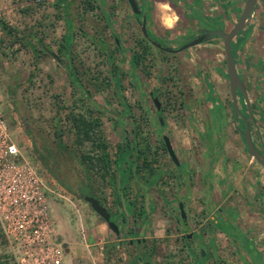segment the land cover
<instances>
[{"label":"rangeland","instance_id":"374dc122","mask_svg":"<svg viewBox=\"0 0 264 264\" xmlns=\"http://www.w3.org/2000/svg\"><path fill=\"white\" fill-rule=\"evenodd\" d=\"M119 5L117 10L123 14ZM94 6L86 0H0V108L7 117L12 138L28 150L47 179L60 242L64 249H69L63 264H132L137 254L136 239H145L148 248L152 244L153 260L157 264H194L195 258L188 254L187 245L196 254L200 249L209 254L205 264L215 261L216 264H253L248 255L251 253L252 257V247L236 229L230 231L239 241L208 227V221L216 216L218 209L225 219L231 212L235 214L234 226L251 237L264 258V170L243 154L241 143L235 145L237 150L232 148L236 137L231 129L228 96L222 87L223 79L208 65L209 62L224 64L222 44L211 40L181 53L166 52L157 57L156 48L151 50L152 47L138 43L142 32L137 20L123 27L122 33H114ZM255 11L258 16L264 9L258 7ZM197 17L201 29L225 28L223 21L210 15L199 13ZM195 27L188 26L192 30ZM262 27L264 18H259L251 37L249 32L243 33L239 43L248 42L238 54L239 69L258 113H264ZM192 30L178 35L174 43L182 45L193 39L196 30ZM148 31L152 36L149 28ZM68 32L72 40L66 48L71 39ZM162 33L157 36L167 38ZM115 39H119L125 50L116 48ZM41 46L55 53L61 64L46 51L42 52ZM143 48H149V52L132 68L129 55L143 54ZM67 64L97 106H89L85 96L73 87ZM201 72L209 75L226 107L227 133L219 155L215 152L220 153V149L213 150L212 141L199 143L197 135V128L205 130L204 124L213 126L207 85L200 78ZM115 77L120 81L118 93L113 85ZM118 95H123L130 107V113L125 112V126L116 120L122 112ZM153 98L160 102L159 113ZM89 112L93 118H99V129L110 153L116 151L126 134L124 131L134 127L140 145L144 146L146 141L151 159H156L152 165L159 173L158 182L147 185L143 178L131 181L127 193L136 214L126 225L120 223V213L126 216V207L120 200L115 204V188L102 179L100 166H91L86 173L88 167L82 157L95 156L99 150L90 141L78 142L73 116L89 117ZM160 115L165 121L162 126L157 124ZM258 118L259 142L264 146V118ZM216 128L219 132L220 119ZM56 132L62 135L61 143ZM163 135L170 138L181 165H175L168 156ZM211 152L215 154L213 160L209 157ZM41 157L46 166L41 163ZM185 171L189 174L185 175ZM140 175L148 176L145 169ZM86 185L91 186L114 222L125 226L127 234L118 237L93 211L84 200L89 195ZM189 186L192 189L188 193ZM183 196L190 220L186 230H179L175 216ZM150 204L153 209L149 208ZM141 206L148 213L147 222H142L139 216ZM184 234L196 237L187 242L181 238ZM0 264H14L1 233Z\"/></svg>","mask_w":264,"mask_h":264},{"label":"built area","instance_id":"2783aa9c","mask_svg":"<svg viewBox=\"0 0 264 264\" xmlns=\"http://www.w3.org/2000/svg\"><path fill=\"white\" fill-rule=\"evenodd\" d=\"M0 108V233L14 264H63L47 179Z\"/></svg>","mask_w":264,"mask_h":264},{"label":"trees","instance_id":"16d2710c","mask_svg":"<svg viewBox=\"0 0 264 264\" xmlns=\"http://www.w3.org/2000/svg\"><path fill=\"white\" fill-rule=\"evenodd\" d=\"M6 33H10V30L7 31ZM67 36L68 37L70 36L71 39L68 46L65 44L66 48H68L71 44L72 34L69 33V35ZM142 36H143L142 39L144 41L145 37L143 34ZM138 43L141 45V40H139ZM238 44L239 41L237 42V45ZM115 45L117 49L120 48V46L117 45L116 41H115ZM40 48L42 52L45 51V47L41 46ZM148 50L149 48L146 49L143 48L142 49L143 54L130 55L129 63L132 68H135L137 64H139L140 58L144 55L145 52H149ZM233 56L234 57L236 56V47L233 50ZM65 66H67L66 68L69 69V77L73 87L79 90L83 94V97L85 96V98L89 101V106H97L95 102L92 101L91 98L88 96V93H85L87 90H85V87L79 81L78 77H76L75 74L71 71L70 65L67 64ZM113 85L118 93L120 89V81L117 78L113 80ZM118 96H119L120 105L122 107V112L117 115L116 120L117 122L125 126V120H124L125 112L130 113V107L125 102L123 95H118ZM89 114H90L89 117L82 114L73 116V122H74L73 124L75 127V133L78 142L83 143L85 141H90L92 146L95 149L99 150V152L95 156L94 155L91 156L90 154H88L82 157L83 163L86 164L88 167L86 168V173L88 172L87 169H89L91 166L93 168H96L95 167L96 164H97V168L98 166H100L99 170L102 179L107 180V182L112 184L115 188V204L118 200H120L122 206L124 208L126 207L125 208L126 216L120 213V216L125 220L128 217H132L136 214V212L133 211L134 208H132V206L130 207V205H132L134 202L129 198L127 193L128 192L127 190L130 189L132 179L138 181L139 179L143 178L144 181H146L144 183L147 185L155 184L156 182H158V178L160 177L159 173L157 171V168L152 165V162H156V159L155 158L151 159L149 153L150 145L146 141H144L145 144L144 146L140 145L141 143L137 138V135L135 133L136 130L134 127L131 130L124 131L126 134H123V136L121 137V142L116 146V151L114 153H110V151L108 150L109 145L105 141L104 136L99 129V125H100L99 118L98 117L93 118L91 116L92 115L91 112H89ZM157 124L158 125L160 124L159 120H157ZM57 136L59 137V143H61L60 141L62 135L58 133ZM38 160L39 158L37 159V161ZM41 163L44 166H46V161H44L42 157H41ZM144 169L146 171V174H148V176L140 175V172ZM86 184L89 183L86 182ZM86 188L89 189L88 193L90 196L97 198L95 193L92 191L90 185H86ZM142 196H144V194ZM138 213L139 216L147 217V215H144V213L146 212L143 209L139 210ZM231 215H232L231 217L233 218L236 217L235 214L232 212ZM210 223L213 224L215 229L226 235L228 238L234 241L238 239V237L235 236L232 233V231H230L231 229H236V228L230 222L223 221L222 214H217L215 218L210 220ZM239 234L244 238L245 242L250 243L252 250L255 251V248L253 247V243L249 242L245 238V236L242 235L240 232ZM142 243L143 242L141 243L135 242L137 247V254L133 258L132 264H139L140 262H142L143 264H157L153 260V256H154L153 247L149 249L146 245L143 246ZM207 259H208V255L206 257H202V255L199 253V256L195 258L194 264H205ZM216 259H218L217 256ZM258 259H259L258 264H264L262 260V256L260 254H258ZM215 262L213 264H216Z\"/></svg>","mask_w":264,"mask_h":264},{"label":"flooded vegetation","instance_id":"af4514ba","mask_svg":"<svg viewBox=\"0 0 264 264\" xmlns=\"http://www.w3.org/2000/svg\"><path fill=\"white\" fill-rule=\"evenodd\" d=\"M244 3H245V1H244ZM243 7H244V4L242 6V9H241L239 15L237 17H235L233 19V21H230V24L231 25H229V27H226V25L224 24L225 28L224 27H217L215 29H219L220 28V29H223L225 31H230L233 28V25L239 19V16L241 15V12L243 10ZM258 7L259 8L261 7L262 9H264L262 7V5L259 4V3L257 4L256 9ZM255 12L256 11L253 12L252 17H251V19H250V21L248 23V25L250 24L249 28H247L248 27V25H247L245 27V29L242 32H240L238 34V36L235 37L233 39L232 43H231L232 55H233V50L236 47V56L235 57L233 56L234 57V60H235V67H236V71H237L239 77L241 78V81L243 83V87L245 89V94H246V96H244L243 93H242V91H240V89L237 90V106H238V111L236 113H235V111L233 109V97H232V93H231L230 82L228 81V77H227L226 57H225V54H224V48H223V54H224V57L225 58H224V64L223 65H218L217 63L215 65V63H210V62L208 63V65L210 67L211 66L214 67L213 69L217 73V76H219V78L223 79V82H222V85L223 86L222 87L225 89L224 92H225L226 96H228V104H229V107H230V117H231V120H232L231 129H232L233 135L236 137V142L232 146V148L234 149V151L237 150L238 148L235 147V145H239L241 143V145L243 147V151H244L243 154L244 155H248L253 160H255V158H253L250 155V153H249V151L247 149V144H246V140H245L246 126L249 128V134L248 135H249V138H250L253 146L255 147V149L258 151L259 154H263L264 153V146L262 145V143L259 142V139H260V136H259V133H258L259 132V126L257 125L256 118L259 117L258 119L262 120L264 118V113L263 112L258 113V111H256V109L254 108L253 104L251 103V100H250V97H249L250 90L248 89V86H247V84H246V82L244 80V77H243V74H242L241 70L239 69L238 54L241 51V48H243V46L248 41L246 43H244V44L243 43L242 44L239 43L238 45H237V42L239 41L240 38H242V36H244V34H245L244 32H249L250 33V37H251V35H252V29H253L254 25L256 24L257 20L259 18H264V12L263 13H260L258 16H256V13ZM139 20H141V19L139 18L137 21L139 22ZM195 26L196 27L193 30L192 29H189L188 27H186V28H178V29L172 30L171 32H169V30H167V31H165V32L162 33L163 35L167 36V38H170V39H167L166 37L165 38L164 37H159V36H157V33H155V32H152L153 34L151 36L150 33H149V31H148V28H147V31H148L149 36H151L152 38H155L156 40L160 41L163 45L170 46L171 48L176 49V48H179L180 46L183 45V44L182 45H176V43H174L175 40H176V37H178V35H182V34L184 35V34L188 33V30H192V31L196 30V34L194 35L193 39H195L196 37H198L200 35L199 31L201 30V28H199L197 24ZM150 27H149V30L151 31ZM262 29H264V27H262ZM212 30H214V29H212ZM142 38H143V36L140 39L141 40V45H144L145 44L146 47H149L150 46V47H152L151 50H155V48H156L157 50H155V53H156L155 55H157V57H158V55L160 56V54H165L166 53V51H163V50L155 47L154 45H152L146 38L144 39V41H143ZM193 39H191V40H193ZM191 40H188L187 42H189ZM211 40H219V42L222 44V47H223L222 40L221 39H218V38H211V39H209V40H207V41H205V42H203L201 44H206L207 42H209ZM170 42H172V43L170 44ZM187 42H185V43H187ZM201 44H198V45H201ZM117 45L120 46L119 50H121V51L122 50H125L121 46V43H120L119 39H118ZM198 45H196V46H198ZM189 49H187V50H189ZM187 50H185V51H187ZM182 52H184V51H182ZM167 53H171V52H167ZM179 53H181V52H179ZM172 54H177V53H172ZM129 60H130V58H129ZM200 78H202V80L207 85V93H206V96H207V100H208V103H209L208 110H209L210 115L212 116L211 120H213V124H212V121H211V124L213 126L212 127L211 126H206V124H204L205 125V130L203 129L201 131L200 128H197V135H198L199 143L201 142V143L205 144L204 143L205 141L206 142H211L212 141L214 143V146L212 145L211 147L213 148V150L220 149L219 150L220 153H216L215 152V154L219 155V154L222 153V150L221 149L223 148L222 147L223 146V141H225L223 138H225V134L227 133L226 125H225V122L227 120L226 107H225V104L221 101L220 97L218 96V93H217L218 91H215L216 89L214 88L213 82L209 78V75H205V72L204 73L201 72L200 73ZM261 98L264 100V93L261 95ZM211 99L213 101H211ZM155 109H156V107H155ZM160 111H157V113L160 112ZM249 111H251V117L249 116ZM160 116H162V115H160ZM219 119H220V122H221V129L218 132L217 131V128H216V125H217V122H219ZM158 120H159V116H158ZM163 124L160 123L159 125L162 126ZM235 124L237 126V129L235 128ZM162 143H163V141H162ZM163 146H164V143H163ZM164 148H165V146H164ZM208 151L209 150H207L204 153V156H205V154ZM215 154L212 153V152L209 154L210 155L209 156L210 157V160H213L214 159ZM257 164H259V163L257 162ZM180 165H181V163H180ZM259 166L263 169V167L260 164H259ZM188 174H189V171H185V175H188ZM191 189H192L191 186L187 187L188 193L191 191ZM146 190L147 189L144 188V192H146ZM86 196H90V195H86ZM184 201H185V197L183 196L182 199L178 202V214H177V217H178L179 221H177V218H175L176 219V223H177L176 225H177V227H178L179 230H181V229L186 230L187 229V226L189 224V220H190L189 219V215H188V213L186 212V209H185ZM179 203H182L183 204V207H184V210H185V213H186V219H182L180 217ZM141 209H143V206H141L140 208H138V211L141 210ZM143 210L145 211V207H144ZM133 211H135V208H134ZM217 214H222L221 213V209H218V211L216 212V216H217ZM110 215H111V220L114 222V220L112 219V214L111 213H110ZM146 215H147V217H145V216L141 217V219H142L141 221L147 222V220H148V213L147 212H146ZM216 216L212 217L211 219L215 218ZM132 217H134V216H132ZM222 217H223V215H222ZM232 219H234V218L231 217V215L227 219H225L223 217V221H228L231 224H233ZM210 220L208 221V227L212 226V228L215 229L214 226H213V224L210 223ZM124 221L127 222L128 220L127 219L124 220L120 216V223H121V225H123V222ZM121 225H118L119 231H120L118 235L116 234L118 237H121V236H124L125 234H127V231L125 230V226L124 227H121ZM124 225H126V224H124ZM233 226H234V224H233ZM215 230H217V229H215ZM236 230L239 231L243 235V233L240 230H238V228H236ZM207 231L209 232L210 231V228H208ZM192 236L196 237L195 235H192V234H184L181 238L188 242L189 239ZM244 236H245V238L249 242H252L253 243V241H252V239H251L250 236H247V235H244ZM199 237H201V236H199ZM236 241H239V240L237 239ZM129 242L132 243V241H129ZM136 242H138V243L143 242L142 243L143 246L146 245L145 239H136ZM211 246H213V245H211ZM243 246H244V243L242 244V247ZM151 247H152V244L149 245V249ZM187 247H188L187 248L188 254L191 255V256H193V258L198 257L199 256V253L202 255V257H206L207 255L209 256V254H205L204 253L205 251H204L203 248H202L203 251L200 249V251L196 254L188 245H187ZM253 247L255 248L254 243H253ZM255 251L256 252L253 251V255H252L253 258L251 257V253H248V252L247 253H248L249 257H250V260L253 262V264H258L259 263L258 262L259 259H258V256L257 255L260 254L262 256V254L259 252L258 249H256ZM256 253H257V255H256ZM262 260L264 262L263 256H262Z\"/></svg>","mask_w":264,"mask_h":264},{"label":"crops","instance_id":"0c3cea01","mask_svg":"<svg viewBox=\"0 0 264 264\" xmlns=\"http://www.w3.org/2000/svg\"><path fill=\"white\" fill-rule=\"evenodd\" d=\"M99 8L104 24L114 33H122L123 27L130 26L137 18L133 15L127 0H86ZM141 10L140 19L146 18V27L151 32L162 33L167 30L172 31L178 28H186L189 25L198 24L197 16L199 13L210 15L218 21H223L226 27H229L230 21L237 17L242 9L245 0H136ZM122 7L123 14H119L117 6ZM114 9V10H113ZM67 10V9H66ZM63 13L66 11L63 9ZM117 17V19L115 18ZM197 17V18H196ZM196 18V19H195ZM116 19V21L114 20ZM169 20L170 23H167ZM67 25L70 27L69 22ZM134 28V27H133ZM256 24L252 32H255ZM71 33V32H70ZM69 35V32L68 34ZM250 163V161H249ZM237 162V166H239ZM227 166V165H226ZM229 168V166H228ZM230 170V168H229ZM228 170V171H229ZM242 170V168H241ZM239 175V172H237ZM230 178V177H229ZM229 185L232 186L229 180ZM152 208V204L150 207ZM153 209V208H152ZM232 216V215H231ZM134 217H128L127 222L132 221ZM142 220V219H141ZM144 222V221H142ZM257 248H255L256 250ZM69 251L65 249V253ZM256 252V251H254ZM257 255V253H256ZM258 256V255H257Z\"/></svg>","mask_w":264,"mask_h":264},{"label":"water","instance_id":"95a60500","mask_svg":"<svg viewBox=\"0 0 264 264\" xmlns=\"http://www.w3.org/2000/svg\"><path fill=\"white\" fill-rule=\"evenodd\" d=\"M129 7L133 13V15L137 18V20L141 16V10L139 8V5L136 0H127ZM261 4L264 8V0H245L243 10L241 12V15L239 16V19L237 22L233 25V28L230 31H225L223 29H214V30H208V29H201L199 31L200 35L196 37L195 39L183 44L179 48L173 49L170 46L163 45L160 41L156 40L155 38H152L149 36L147 27H146V18L145 16L142 17L141 20H139L141 31L144 37L155 47L171 53H179L182 51H185L193 46H196L198 44H201L211 38H218L221 39L223 42V48H224V54L226 57V70H227V77L228 81L230 82L231 87V93L233 97V109L235 113L238 111L237 106V90L240 89L242 91L243 95L245 94V89L243 87V83L241 81V78L239 77L236 67H235V60L232 55L231 50V43L235 37L238 36L240 32H242L245 27L248 25L253 12L256 9L257 4ZM118 43V39H115ZM45 51L53 57L54 60H56L59 64H61V60L59 57L53 53L50 50L45 49ZM153 102L155 104L156 110H161L160 102L157 98H153ZM249 107V106H248ZM249 116L251 117V111H249ZM159 121L161 124L164 123V119L162 116H159ZM235 128L237 129V126L235 124ZM249 128L246 126V135L245 140L247 144V149L250 153V155L255 158V160L263 167L264 169V153L259 154L258 151L253 146L250 138H249ZM162 141L164 143L165 149L170 157V159L173 161L175 165H179V159L172 147L171 140L167 135H163ZM84 200L90 205V207L93 209V211L105 222L107 223L109 229H111L115 234H119V227L118 225L111 220V215L107 211V209L101 204L99 199L93 197V196H85ZM179 210H180V217L182 219H186V213L183 207L182 203H179ZM177 218V221H179L177 215L175 216Z\"/></svg>","mask_w":264,"mask_h":264},{"label":"bare ground","instance_id":"6f19581e","mask_svg":"<svg viewBox=\"0 0 264 264\" xmlns=\"http://www.w3.org/2000/svg\"><path fill=\"white\" fill-rule=\"evenodd\" d=\"M167 23H170L169 20H167Z\"/></svg>","mask_w":264,"mask_h":264}]
</instances>
